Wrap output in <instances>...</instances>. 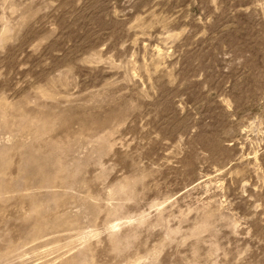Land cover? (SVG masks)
Wrapping results in <instances>:
<instances>
[{"label": "rangeland", "instance_id": "obj_1", "mask_svg": "<svg viewBox=\"0 0 264 264\" xmlns=\"http://www.w3.org/2000/svg\"><path fill=\"white\" fill-rule=\"evenodd\" d=\"M0 264H264V0H0Z\"/></svg>", "mask_w": 264, "mask_h": 264}]
</instances>
